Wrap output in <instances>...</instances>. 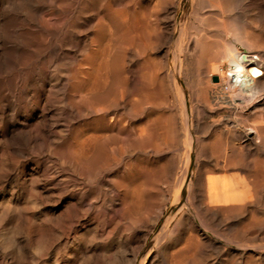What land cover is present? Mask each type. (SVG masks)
Masks as SVG:
<instances>
[{
  "label": "bare ground",
  "instance_id": "obj_1",
  "mask_svg": "<svg viewBox=\"0 0 264 264\" xmlns=\"http://www.w3.org/2000/svg\"><path fill=\"white\" fill-rule=\"evenodd\" d=\"M26 167L75 202L62 236L116 219L108 260L264 264V0H0V193L47 237Z\"/></svg>",
  "mask_w": 264,
  "mask_h": 264
},
{
  "label": "rangeland",
  "instance_id": "obj_2",
  "mask_svg": "<svg viewBox=\"0 0 264 264\" xmlns=\"http://www.w3.org/2000/svg\"><path fill=\"white\" fill-rule=\"evenodd\" d=\"M183 44L184 46L181 50V63L183 68L181 72V85L187 91L188 86L195 80L194 69L196 63H199L198 56L200 50L193 46L186 48V41H184ZM226 61H223L224 67L230 68V60ZM185 74L188 76L186 75L185 77ZM24 170H26L25 174L22 175L21 178L27 182L26 184L29 187V192L26 194L28 198L27 203L31 210L29 225L31 227L32 225L34 226V224L41 225L50 220V222L52 221L51 226L53 230L47 237H43L36 233L34 229L31 230V233V231L26 232L21 227L15 229L10 228L7 224V202L12 204L13 208H16L17 201L10 195L12 194L10 187L5 184L0 193V264H120L116 257L120 254V249L115 247L112 250V260L110 259V261L107 256L108 248H106L108 244L107 241L110 237L114 238L115 242L119 240V238H116L120 236L118 233L119 230L117 229L119 226L117 221H115L116 219L112 220L113 226H111L112 222H107L104 217L102 219V216H99V218L94 217V219L88 215L83 217L84 215L79 211L77 212V221L78 219L79 221L73 228V231L67 237L62 236L63 226L67 225V223L68 225L71 223V219L67 213L69 210L68 203L71 201L70 203L75 204V202L69 200L70 196L66 195L61 197L58 191L53 190L52 192L51 190L41 191L38 197H34L35 190L33 187H35V184L33 183L36 180L40 182L44 178V170L41 169L38 174L29 173L30 171L27 167L24 168ZM33 210L34 212H32ZM104 223L110 225L106 226ZM109 230L112 231V233ZM8 235L10 236L8 237Z\"/></svg>",
  "mask_w": 264,
  "mask_h": 264
}]
</instances>
